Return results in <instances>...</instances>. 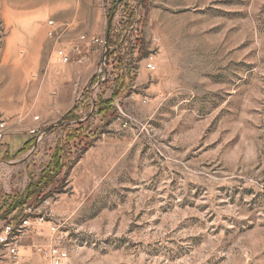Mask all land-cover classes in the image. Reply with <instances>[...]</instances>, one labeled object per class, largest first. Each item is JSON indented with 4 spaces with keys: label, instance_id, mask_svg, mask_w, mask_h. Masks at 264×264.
<instances>
[{
    "label": "rangeland",
    "instance_id": "obj_1",
    "mask_svg": "<svg viewBox=\"0 0 264 264\" xmlns=\"http://www.w3.org/2000/svg\"><path fill=\"white\" fill-rule=\"evenodd\" d=\"M30 119L0 165V221L44 217L21 264H264V0H0V156Z\"/></svg>",
    "mask_w": 264,
    "mask_h": 264
},
{
    "label": "built area",
    "instance_id": "obj_2",
    "mask_svg": "<svg viewBox=\"0 0 264 264\" xmlns=\"http://www.w3.org/2000/svg\"><path fill=\"white\" fill-rule=\"evenodd\" d=\"M50 30L49 35L52 37L60 38V36L70 27L69 24L58 26L55 19H49L47 21ZM61 29V30H60ZM60 30V31H59ZM87 40L86 34H81L78 41L74 42L71 47L59 46L55 48V55L59 62L64 64H69L72 62L83 63L85 61L84 55V42ZM94 41L104 42L103 39L94 38ZM106 42V41H105ZM106 64V58L102 62V65ZM149 68L154 67V63L149 61L147 64ZM8 126L5 121L0 122V154L1 149L4 147L5 138L8 134ZM38 128L31 129L32 133L38 132ZM44 221L42 215L36 217L35 219L30 216H25L22 220L18 222H6L0 231V249L4 251V256L10 264H21V244L23 239L27 234V230L32 226H39ZM59 226L54 224L51 225L50 230L52 233L58 231ZM59 239V238H58ZM60 240V239H59ZM36 250L51 259L52 264H63L64 260L67 258V251L58 246L45 247L44 245H39ZM4 264V263H0Z\"/></svg>",
    "mask_w": 264,
    "mask_h": 264
},
{
    "label": "crops",
    "instance_id": "obj_3",
    "mask_svg": "<svg viewBox=\"0 0 264 264\" xmlns=\"http://www.w3.org/2000/svg\"><path fill=\"white\" fill-rule=\"evenodd\" d=\"M89 52H90V49H89ZM91 53H92V51H91ZM91 55L93 56L94 54H91ZM50 114H51L50 108L47 107L46 109H43L41 118L43 120H47V119H49ZM14 120H18V119L15 118ZM22 126L23 127H22V132L21 133L16 132V133H12V134L8 135V137L9 136H12V137L15 136L16 140H17V143L19 142L20 146H22V147L19 149V152L15 151V153L11 154L10 153V148H9V146H7V149H6L7 152L5 153V155L4 156H0V165L1 166H3L4 163H6V162H13L16 157L21 155L22 152L26 151V150L22 151L23 148L25 147V145H27V143L32 141V135H30L31 134L30 132H31L32 126H34V121L30 119L27 122L23 123ZM8 128H9V125H8ZM20 151H22V152H20ZM5 172L7 173V175H9V173H10L9 171H5ZM24 204L25 203H22V201H19V202L17 201L15 203H13L12 205H9L7 203V205H9V208H8L7 211H5L6 212L5 216L7 218H9V220L0 221V231H1V229L3 228V226H4V224L6 222H16V220H14L15 219L14 217L16 215L12 216V214H14V212L17 210L18 207L24 206ZM17 220H19V218ZM24 242H25V240H23V244H24ZM3 253H4V251L2 249H0V263H2V258L4 257L2 255Z\"/></svg>",
    "mask_w": 264,
    "mask_h": 264
},
{
    "label": "trees",
    "instance_id": "obj_4",
    "mask_svg": "<svg viewBox=\"0 0 264 264\" xmlns=\"http://www.w3.org/2000/svg\"><path fill=\"white\" fill-rule=\"evenodd\" d=\"M122 0H114V3L116 4V3H120ZM108 42H110L111 43V39H110V37L108 38ZM113 42V41H112ZM111 53L109 52V55H110ZM109 55H108V57H106V62H107V60L109 59ZM131 67V65L129 64V67H128V69ZM130 70V69H129ZM96 81V77H94L93 78V80H92V83H94ZM78 106V105H77ZM77 106H75L73 109H71L70 111H68L65 115H64V117L66 118L65 120H67V119H70V117H73V116H76L75 114V110H76V107ZM30 143V142H29ZM29 143H27V145H25V147L23 148V150L22 151H24V150H26V148H27V146H28V144ZM21 151V152H22ZM62 159H61V157L60 156H56L55 157V162H54V172H53V174H55V175H53V176H51L50 178H49V181H47L46 182V184L47 183H50V181L52 180V179H54L55 178V176H56V174H58L59 172H61V170H62ZM44 174H45V172L43 173V177H45L44 176ZM43 181H42V179H41V183H42ZM33 194V193H32ZM32 194L31 193H29V195H28V197L27 198H30L31 196H32ZM25 201L26 200H22V203H25ZM15 219L14 220H16V222H18L17 221V219L19 218V215H16L15 217H14Z\"/></svg>",
    "mask_w": 264,
    "mask_h": 264
},
{
    "label": "water",
    "instance_id": "obj_5",
    "mask_svg": "<svg viewBox=\"0 0 264 264\" xmlns=\"http://www.w3.org/2000/svg\"><path fill=\"white\" fill-rule=\"evenodd\" d=\"M106 58V56L104 57V59Z\"/></svg>",
    "mask_w": 264,
    "mask_h": 264
}]
</instances>
